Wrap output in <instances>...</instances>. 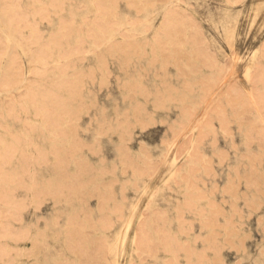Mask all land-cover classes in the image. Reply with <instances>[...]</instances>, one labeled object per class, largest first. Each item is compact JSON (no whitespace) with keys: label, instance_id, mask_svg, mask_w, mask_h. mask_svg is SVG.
<instances>
[{"label":"rangeland","instance_id":"obj_1","mask_svg":"<svg viewBox=\"0 0 264 264\" xmlns=\"http://www.w3.org/2000/svg\"><path fill=\"white\" fill-rule=\"evenodd\" d=\"M116 262L264 264V0H0V264Z\"/></svg>","mask_w":264,"mask_h":264},{"label":"bare ground","instance_id":"obj_2","mask_svg":"<svg viewBox=\"0 0 264 264\" xmlns=\"http://www.w3.org/2000/svg\"><path fill=\"white\" fill-rule=\"evenodd\" d=\"M7 34V33H6ZM256 51V50H255ZM248 71V70H247ZM251 71V70H250ZM256 72V71H255ZM248 73V72H247ZM250 73V72H249ZM246 77H247V75H246ZM247 78H249L250 79V77H247ZM15 79V78H14ZM249 79H248V81H249ZM23 111V110H22ZM173 175V174H172ZM169 178V177H168ZM105 250V249H104ZM115 250V249H114ZM156 250V249H155ZM154 250V251H155ZM108 252V251H107ZM116 252V251H115ZM148 252V251H147ZM157 252V251H156ZM104 253V252H103ZM117 253V252H116ZM102 253L100 252V255H101ZM104 256V255H103ZM103 256H102V258H103ZM107 256V255H106ZM106 256L104 257V259L106 258ZM35 257V256H34ZM36 258V257H35ZM148 258V257H147ZM107 259V258H106ZM42 261V260H41ZM105 261V260H104ZM116 261H117V259H116ZM46 262V261H45ZM33 264V263H32ZM100 264V263H99ZM105 264V263H104ZM116 264H117V262H116ZM169 264V263H168Z\"/></svg>","mask_w":264,"mask_h":264}]
</instances>
